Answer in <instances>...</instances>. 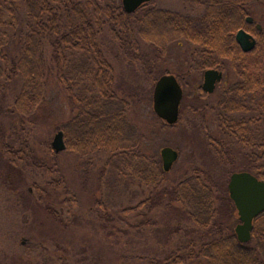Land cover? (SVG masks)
Masks as SVG:
<instances>
[{"label":"trees","instance_id":"obj_1","mask_svg":"<svg viewBox=\"0 0 264 264\" xmlns=\"http://www.w3.org/2000/svg\"><path fill=\"white\" fill-rule=\"evenodd\" d=\"M194 1L204 6L195 16L158 8L152 1L133 13H126L116 0H0V28L17 23V15L22 23L17 55L6 51L5 32L0 29V78L19 83L12 103L0 109V113L14 116L25 127V117L44 99L46 52L49 53L57 83L75 111L66 123L56 128L63 131L65 150L90 160L96 155H105V167L113 184L127 186L128 182H133L151 189L152 194L135 205L123 207L122 213L142 207L144 210L140 212L146 214L151 207L170 210L177 204L184 210L182 217L197 228V238L188 239L185 245L177 247L165 258L149 257L148 264H182L195 258L203 259L205 264H264V212L254 219L250 240L241 243L223 222L235 206L226 188L208 172L192 169L186 176L164 182L167 171L163 170L159 160L141 151L138 126L128 117L129 101L116 94L112 66L100 47L99 38L105 30L126 53L138 52L140 43L144 42L163 54L169 42L183 39L192 47V68L197 71L224 70L227 63L241 76L243 97L262 94L264 50L245 53L233 39L234 31L243 25V17L249 13L250 3L257 0ZM148 76L151 82L154 81L152 75ZM235 93L236 87L231 84L226 91L225 107L218 100L212 108L221 132L234 138L239 136L247 148L251 129L238 125V115L234 112ZM192 114L198 113L193 111ZM201 123L202 129L207 131L203 119ZM0 137L2 153L31 159L29 147L14 152ZM207 142L217 162L228 165L227 175L233 173L234 162L222 139L208 136ZM260 153L255 156L249 153L247 166L243 169L252 170L251 173L264 179L263 163H258L253 172V164L264 158V151ZM55 156L53 151L50 158ZM9 161L6 160L9 170H13L14 161ZM33 162L42 167L46 161ZM50 166L56 167V162ZM32 186L39 204L43 190L37 183ZM70 199L74 200L73 196ZM95 203L101 204L97 199ZM49 211L56 220H65L61 207H50ZM149 222L147 219L146 223Z\"/></svg>","mask_w":264,"mask_h":264},{"label":"rangeland","instance_id":"obj_2","mask_svg":"<svg viewBox=\"0 0 264 264\" xmlns=\"http://www.w3.org/2000/svg\"><path fill=\"white\" fill-rule=\"evenodd\" d=\"M116 4L121 5V0H116ZM152 4L194 16L202 12L191 0H152ZM249 14L264 27V0L251 2ZM17 19L14 25L0 28L5 32L6 51L12 55L18 54L19 47L22 23L19 15ZM99 42L112 66L116 94L129 101L128 117L138 126L141 151L152 154L160 165L163 147L178 152V159L166 172L164 182L197 169L208 172L228 192L230 173L227 175L226 170L230 169L217 162L207 138L222 139L234 162V172L244 171L250 146L245 148L239 136L223 134L212 108L219 100L220 91L236 79L232 68L226 63L222 81L212 93L206 94L201 91L204 71L190 66L192 47L186 40L169 42L163 54L144 42L140 43L138 52L126 53L119 49L107 30ZM46 61L44 99L25 117V127L14 116L0 113L2 143L14 152L27 146L31 156V159H20L19 154L8 156L0 149V264H148L149 257L165 258L188 239L197 238V228L182 217L184 210L180 205L174 204L170 210L151 207L146 214L140 212L144 210L142 207L122 213L120 209L135 205L153 192L133 182L127 186L113 184L105 167V155H96L90 160L63 150L54 159L50 158L56 128L66 123L75 111L57 83L47 52ZM149 74L154 81L151 82ZM163 74H173L183 91L179 118L174 125L165 123L153 110L154 84ZM0 87L4 89L0 91V109H4L12 103L19 83L1 77ZM193 111L198 114H192ZM202 119L207 131L201 127ZM251 132L264 135V125H258ZM252 150L262 154L259 148ZM5 159L14 161L13 170H9ZM38 159L46 161L45 165L37 167L33 161ZM53 162L56 167L50 166ZM258 163L264 165V158L253 164V172ZM15 169L18 171L14 172ZM33 183L43 190L39 204ZM72 196L74 200L70 199ZM96 199L100 205L95 203ZM50 207H61L65 220H56ZM223 222L234 232L239 223L236 208ZM182 264H205V261L195 258Z\"/></svg>","mask_w":264,"mask_h":264},{"label":"water","instance_id":"obj_3","mask_svg":"<svg viewBox=\"0 0 264 264\" xmlns=\"http://www.w3.org/2000/svg\"><path fill=\"white\" fill-rule=\"evenodd\" d=\"M150 1L152 0H121V5L126 13H133ZM236 39L244 51H249L253 46V42L248 41V36L243 30L237 31ZM221 78V71L206 69L203 72L201 89L206 93L213 92ZM182 95V87L173 74H163L155 81L152 93L153 110L168 125H173L178 120ZM51 147L56 153L65 150L62 130L54 134ZM160 154L163 170H170L178 158V152L165 146ZM227 191L239 219V223L234 228L236 238L239 242L246 243L251 238L254 218L264 212V179H259L248 171L233 172L229 176Z\"/></svg>","mask_w":264,"mask_h":264},{"label":"flooded vegetation","instance_id":"obj_4","mask_svg":"<svg viewBox=\"0 0 264 264\" xmlns=\"http://www.w3.org/2000/svg\"><path fill=\"white\" fill-rule=\"evenodd\" d=\"M191 3L195 5V7L197 6L199 8H202V10L204 9L203 8L204 6L202 5L200 6L194 0H191ZM243 22H244L243 25L241 27H238L233 33V39H234L235 44L245 53L252 52L255 49L257 50L263 49L264 48V27L263 25L258 23L255 20V18L249 13L243 17ZM238 30H243L248 36V41L253 42V46L249 51H244L242 49L241 44L237 41L236 33ZM217 70L222 72V77H223L224 75L223 70H220V69H217ZM221 81H222V78L219 82L216 83V85L219 84ZM241 81H242L241 76L236 74V79L220 91L219 102L222 103L223 107H225L224 105H225V102L227 101V98H226L227 88L231 84H234L236 87V93L234 97V104L236 108L234 112L238 115V118H237L238 125H241L243 127H249V129L251 130L257 129L258 125H264V123L262 122V119L264 120V113L262 115V111L264 112V90H263V93L260 95H257V96L248 95L249 97H246V96L243 97V94L241 93V87H242ZM263 88H264V85H263ZM202 92L206 93L203 90ZM206 94H210V93H206ZM258 106L260 107L259 110L257 109ZM257 112L259 113V115H256ZM249 136H250L249 145H250V150H251L250 154L252 156L257 155V151L252 150L254 148L255 149L259 148L260 152H263L264 151V135H262L261 133L252 134V132H250ZM256 136H260V137L256 138ZM161 164H162V158H161Z\"/></svg>","mask_w":264,"mask_h":264}]
</instances>
